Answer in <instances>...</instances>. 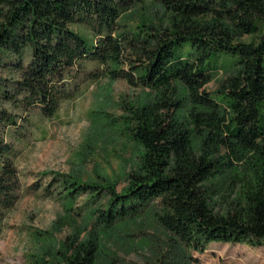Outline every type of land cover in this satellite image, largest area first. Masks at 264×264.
<instances>
[{"label":"trees","instance_id":"trees-1","mask_svg":"<svg viewBox=\"0 0 264 264\" xmlns=\"http://www.w3.org/2000/svg\"><path fill=\"white\" fill-rule=\"evenodd\" d=\"M223 53L234 64L218 66ZM89 63L92 79L123 78L153 94L123 105L122 133L141 148L127 184L53 172L65 209L84 195L85 222L106 231L157 201L183 249L263 245L264 0H0V235L22 191L10 128L36 108L53 117ZM218 69L231 73L211 91ZM218 185L237 192L224 212L212 203ZM100 249L95 227L88 236L75 229L52 264H98Z\"/></svg>","mask_w":264,"mask_h":264},{"label":"rangeland","instance_id":"rangeland-1","mask_svg":"<svg viewBox=\"0 0 264 264\" xmlns=\"http://www.w3.org/2000/svg\"><path fill=\"white\" fill-rule=\"evenodd\" d=\"M144 8L129 12L135 24ZM246 39H248L246 37ZM234 64L223 53L218 66ZM96 64L89 63L78 73L79 92L65 100L51 118L39 109L30 113V122L19 119L7 140L22 181L21 197L5 219L0 235V264H52L56 251L75 229L88 236L91 228L99 234L98 264H264V244L212 242L204 252L183 249L171 239L157 218V201L143 206L133 218L105 226L95 219L85 222L87 198L81 195L68 212L56 197L53 172L72 173L84 179L99 175L116 182L118 190L127 184L128 173L139 162L140 146L122 133L124 103L147 102L153 92L132 86L125 79L90 78ZM207 85L214 90L231 71L218 69ZM52 185L54 194L48 192ZM216 211H227L237 197L231 187L212 188ZM100 197L97 204L105 202ZM85 219H84V218ZM87 226V227H85Z\"/></svg>","mask_w":264,"mask_h":264}]
</instances>
